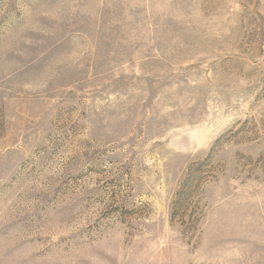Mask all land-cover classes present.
<instances>
[{
	"label": "rangeland",
	"instance_id": "obj_1",
	"mask_svg": "<svg viewBox=\"0 0 264 264\" xmlns=\"http://www.w3.org/2000/svg\"><path fill=\"white\" fill-rule=\"evenodd\" d=\"M0 264H264V0H0Z\"/></svg>",
	"mask_w": 264,
	"mask_h": 264
}]
</instances>
